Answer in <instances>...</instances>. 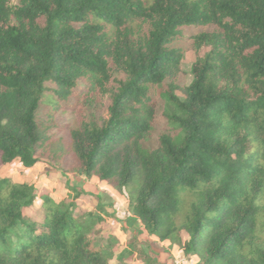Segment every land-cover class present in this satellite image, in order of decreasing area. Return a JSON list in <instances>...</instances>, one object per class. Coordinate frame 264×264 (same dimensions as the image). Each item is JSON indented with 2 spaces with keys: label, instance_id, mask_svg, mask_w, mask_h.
<instances>
[{
  "label": "trees",
  "instance_id": "trees-1",
  "mask_svg": "<svg viewBox=\"0 0 264 264\" xmlns=\"http://www.w3.org/2000/svg\"><path fill=\"white\" fill-rule=\"evenodd\" d=\"M156 92L169 131L149 148ZM14 161L113 182L147 234L202 264H264V0H0ZM36 198L0 179V264H109L95 213L43 195L37 222Z\"/></svg>",
  "mask_w": 264,
  "mask_h": 264
},
{
  "label": "rangeland",
  "instance_id": "rangeland-1",
  "mask_svg": "<svg viewBox=\"0 0 264 264\" xmlns=\"http://www.w3.org/2000/svg\"><path fill=\"white\" fill-rule=\"evenodd\" d=\"M174 45L184 49L181 70L182 84L191 82L190 70L195 61L193 51L186 41ZM182 98L180 93H176ZM154 119L149 139L145 146L153 148L158 137L169 131L163 115L164 102L156 92L152 99ZM7 178L14 184H26L37 191L32 208L25 212L30 219L40 222L43 195L56 203L74 204L78 223L88 222V214L95 213L99 220L90 231L96 244L103 245L109 264H202L196 256L184 255L182 249L170 242H160L145 232L142 225L132 215L128 192L119 190L113 182L96 178H82L55 171L47 163H38L30 169L23 168L17 161L0 164V179ZM93 220V218H92Z\"/></svg>",
  "mask_w": 264,
  "mask_h": 264
}]
</instances>
